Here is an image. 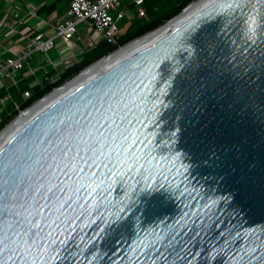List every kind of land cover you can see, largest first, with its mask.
<instances>
[{"label":"water","instance_id":"obj_1","mask_svg":"<svg viewBox=\"0 0 264 264\" xmlns=\"http://www.w3.org/2000/svg\"><path fill=\"white\" fill-rule=\"evenodd\" d=\"M0 264H264V0H208L24 121Z\"/></svg>","mask_w":264,"mask_h":264},{"label":"crops","instance_id":"obj_2","mask_svg":"<svg viewBox=\"0 0 264 264\" xmlns=\"http://www.w3.org/2000/svg\"><path fill=\"white\" fill-rule=\"evenodd\" d=\"M70 1L0 0V20L12 21L16 14L23 18L32 3H37L39 6L38 17L28 18L18 31L0 29V63H4L10 57L25 60L24 67L20 71L13 72L12 78L6 73L0 74L2 95L11 93L14 102L22 103L24 91L43 87L50 80V82L59 80L68 68L80 64L89 51L102 43L94 29L82 25L68 45L60 39H54L53 48L46 52L34 51L31 41L39 33H44L45 39L55 36L53 26L57 20L65 17ZM47 77L50 79L47 80ZM11 105L15 107L13 102L6 104L2 111L3 116L8 113Z\"/></svg>","mask_w":264,"mask_h":264},{"label":"built area","instance_id":"obj_3","mask_svg":"<svg viewBox=\"0 0 264 264\" xmlns=\"http://www.w3.org/2000/svg\"><path fill=\"white\" fill-rule=\"evenodd\" d=\"M146 2L147 0H71L65 17L57 20L53 26L55 36L45 39V34L39 33L31 41V46L34 51L46 52L53 48L54 39H60L64 44L68 45L77 35L79 27L83 25L94 29L99 34L101 42L117 47V50L122 49L123 46L118 41V36L122 30L119 23L124 20H148L149 15L145 8ZM187 6L178 15H182ZM38 11V4L32 3L25 17L21 18L19 14H16L12 21L0 20V29L3 31L7 29L18 31L28 18H37ZM178 15L169 21L177 19ZM24 62L23 58H7L4 63H0V74L6 73L8 77L12 78L13 72L20 71L24 67ZM46 79L49 80L50 78L47 77ZM31 96L30 91H24L22 103H17L14 102L15 99L11 93L2 95V90L0 89V126L3 124L2 111L8 102H13L15 110L19 112L18 116L6 124L2 130H6L22 113L42 101L47 95L26 109H22L23 103L27 102ZM7 115H11V112H8Z\"/></svg>","mask_w":264,"mask_h":264},{"label":"trees","instance_id":"obj_4","mask_svg":"<svg viewBox=\"0 0 264 264\" xmlns=\"http://www.w3.org/2000/svg\"><path fill=\"white\" fill-rule=\"evenodd\" d=\"M193 1L194 0H147L145 8L148 12L149 19H137L135 21L124 20L121 23V34L118 36L120 45L124 46L131 41H134L146 35L147 33L156 30L161 25L167 23L174 16L178 15L187 5ZM48 10L50 9H47V11ZM116 50L117 47H112L109 44L102 42L95 49L89 51L80 64L68 68L61 75L59 80L54 82H50V80L45 83L43 87L39 86L31 89V98L27 100V102L23 103L21 108L26 109L27 107L31 106L39 99L51 93L55 88L64 85L66 82L76 77L91 64ZM8 110V112H11V115L5 114L3 116V124L0 126V131L6 124H8L19 114V112L15 110L14 105L9 106Z\"/></svg>","mask_w":264,"mask_h":264},{"label":"bare ground","instance_id":"obj_5","mask_svg":"<svg viewBox=\"0 0 264 264\" xmlns=\"http://www.w3.org/2000/svg\"><path fill=\"white\" fill-rule=\"evenodd\" d=\"M208 0H201L200 2L196 3L194 6H192L190 9H188L181 17L178 19L173 20L170 24H167L165 27L157 31L156 33L145 37L144 39L129 45L123 49H121L118 53L112 55L109 59L104 60L102 63H100L97 67H94L90 69L83 77L79 78L78 80L72 82L68 86L62 88L59 91H56L54 94L49 96L48 98H45L41 103L36 105L34 108L27 110L26 112L22 113L16 121L7 128L1 135H0V146L2 143L16 130L18 129L24 121L29 119L37 110H40L43 108L44 105H47L49 102L52 101V99H55L62 95L65 91L69 90L72 86L76 85L79 81L82 79H85L86 77H90L93 75L96 71L102 68H108L113 63L127 57L131 52L148 45L152 42H154L156 39L164 35L165 32H167L169 29L173 28L174 26L178 25L181 21H183L185 18L190 16L193 12H195L198 8H200L203 4H205Z\"/></svg>","mask_w":264,"mask_h":264},{"label":"clouds","instance_id":"obj_6","mask_svg":"<svg viewBox=\"0 0 264 264\" xmlns=\"http://www.w3.org/2000/svg\"><path fill=\"white\" fill-rule=\"evenodd\" d=\"M55 89H56V88H55ZM47 95H48V94H47ZM17 116H18V115H17ZM1 131H2V130H1ZM1 131H0V132H1Z\"/></svg>","mask_w":264,"mask_h":264},{"label":"rangeland","instance_id":"obj_7","mask_svg":"<svg viewBox=\"0 0 264 264\" xmlns=\"http://www.w3.org/2000/svg\"><path fill=\"white\" fill-rule=\"evenodd\" d=\"M122 23V22H121ZM121 23H119L121 25Z\"/></svg>","mask_w":264,"mask_h":264}]
</instances>
